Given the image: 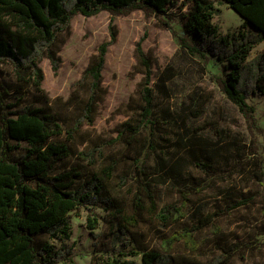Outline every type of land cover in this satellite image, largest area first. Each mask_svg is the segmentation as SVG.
I'll return each mask as SVG.
<instances>
[{"label":"trees","instance_id":"1","mask_svg":"<svg viewBox=\"0 0 264 264\" xmlns=\"http://www.w3.org/2000/svg\"><path fill=\"white\" fill-rule=\"evenodd\" d=\"M220 1L242 18V27L237 32L222 35L211 22L218 11L214 0H0V63L12 68L17 82L40 88L43 73L39 64L48 57L53 71L57 70L59 60L53 45L57 36L68 29L71 19L77 14L89 17L107 11L111 15L110 39L98 46L95 61L82 77L89 83L87 99L72 127L78 131L91 119L96 106L106 53L116 39L112 21L117 16L140 11L146 20L154 18L170 30L178 44L204 65L213 57L224 63V73H211L210 78L243 115L250 139L248 143L236 145V149L247 156L246 163L260 173L262 181L264 144L258 136L264 134V127L251 99L264 97V50L251 58L249 53L264 41V0ZM174 20L179 21L181 33L174 28ZM143 39L144 36L136 45L144 66L141 104L136 118L123 123L118 133V138L127 143L141 132L150 140L154 128L152 68L142 48ZM8 97L9 90L0 81V264H76L74 245L70 241V212L78 207L102 205L122 234L128 228L121 221L137 222L133 214H138L144 201L154 207V217L162 225L185 217L184 207L176 201L156 205L153 175L142 164L149 142L146 150L134 158L138 170L134 180L130 177L131 169H126L127 161L106 157L105 148L112 140L101 141L77 153L80 160L93 167L81 177L76 167L58 168L70 154L69 145L57 139L63 133L59 119L30 104L8 101ZM184 163L185 158L179 156L171 161L168 169L179 170ZM196 165L207 178L219 174V169L206 162ZM133 185L136 190L131 214L120 194ZM256 195L263 200L264 213L262 190L254 196L227 193L222 207L202 214L191 227L165 238L163 249L126 251L119 247L111 250L101 264H232L239 243L217 244L218 252L204 263L191 255L173 253L171 248L185 240L195 250L194 236L198 231L213 226L222 214L249 204ZM88 221L91 229L96 228V217H89ZM138 255L139 261L131 258Z\"/></svg>","mask_w":264,"mask_h":264},{"label":"rangeland","instance_id":"2","mask_svg":"<svg viewBox=\"0 0 264 264\" xmlns=\"http://www.w3.org/2000/svg\"><path fill=\"white\" fill-rule=\"evenodd\" d=\"M214 6L218 11L211 22L220 34L237 32L242 27V18L226 3L214 0ZM110 20L107 11L89 17L75 15L53 45L59 60L57 70L53 71L48 57L39 64L43 73L40 88L17 82L12 68L0 63V81L9 90L8 101L30 104L59 119L63 133L57 139L65 141L70 149L59 169L76 167L81 177L86 176L93 167L80 160L77 153L112 140L105 148L106 157L127 161L124 169H131L130 177L134 180L138 171L134 158L146 150L149 142L142 164L153 175L156 205L176 201L184 207L185 217L165 226L155 219L154 207L144 201L138 214H133L137 222L121 221L128 228L126 234L116 230L112 216L102 205L74 209L70 212V241L76 264H101L111 250L119 247L126 251L163 249L165 238L191 227L202 214L222 207L225 194L242 192L254 196L261 190L264 193V175L261 181L260 173L246 163L247 156L236 149V145L250 139L244 117L210 78L211 73H224V63L213 57L204 65L178 44L170 30L154 18L146 20L140 11L112 21L116 39L106 53L94 112L78 131L72 130L88 94L89 80L82 77L95 61L98 46L110 39ZM172 24L182 32L178 20ZM143 36L142 48L152 68L154 128L150 140L141 132L127 143L118 138V133L123 123L136 118L141 104L144 66L136 45ZM262 50L264 41L250 51L249 57ZM251 101L264 127V97ZM258 139L264 144V134ZM179 156L185 158V163L171 172L168 166ZM197 162L208 163L219 169V174L207 178ZM135 190L133 185L120 194L131 214ZM182 192L191 202L186 201ZM89 217L97 218L96 228H90ZM194 239L195 250L185 240L175 243L171 250L204 263L218 252L217 244L239 243L232 264H264L263 200L256 195L249 204L222 214L213 226L198 231ZM131 258L139 261L140 255Z\"/></svg>","mask_w":264,"mask_h":264}]
</instances>
